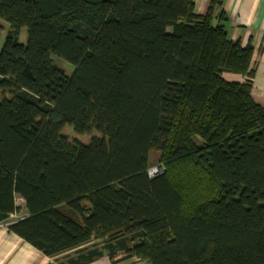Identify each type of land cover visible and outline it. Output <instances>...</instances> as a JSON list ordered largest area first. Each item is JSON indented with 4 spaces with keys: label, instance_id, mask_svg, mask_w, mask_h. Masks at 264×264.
<instances>
[{
    "label": "trees",
    "instance_id": "16d2710c",
    "mask_svg": "<svg viewBox=\"0 0 264 264\" xmlns=\"http://www.w3.org/2000/svg\"><path fill=\"white\" fill-rule=\"evenodd\" d=\"M0 20V222L48 256L94 241L73 264H264V107L222 0H0Z\"/></svg>",
    "mask_w": 264,
    "mask_h": 264
},
{
    "label": "crops",
    "instance_id": "0c3cea01",
    "mask_svg": "<svg viewBox=\"0 0 264 264\" xmlns=\"http://www.w3.org/2000/svg\"><path fill=\"white\" fill-rule=\"evenodd\" d=\"M198 14L207 12L210 0H194ZM228 20L225 27L232 40H240L243 46H253L251 68L254 71L252 98L264 107V0H222ZM228 80H242L233 74ZM95 242L48 256L0 223V264H73L80 253L92 248ZM121 253L104 254L81 264H145L137 258L118 260Z\"/></svg>",
    "mask_w": 264,
    "mask_h": 264
},
{
    "label": "rangeland",
    "instance_id": "374dc122",
    "mask_svg": "<svg viewBox=\"0 0 264 264\" xmlns=\"http://www.w3.org/2000/svg\"><path fill=\"white\" fill-rule=\"evenodd\" d=\"M0 22L4 26V29L0 33V51H1V49L3 47V44L5 42L6 36H7V32L9 30V25H8L7 22H5L3 20H0ZM26 41H27V32H26L25 29H23L22 33L20 35V42L25 43ZM52 58H53L54 63L58 67L62 68L68 75H72L73 74L74 66H72L67 61H65L64 59H62V58H60V57H58L56 55H53ZM149 164H150L149 167L155 166L157 164H162V162L160 161V152L159 151H157V150L151 151ZM17 204L19 206H21V207H24L25 206V201L22 198L18 197L17 198ZM25 213H26V211L24 210L22 214L25 215ZM19 216H18V218H19ZM13 218L14 217H12L11 220H13Z\"/></svg>",
    "mask_w": 264,
    "mask_h": 264
},
{
    "label": "built area",
    "instance_id": "2783aa9c",
    "mask_svg": "<svg viewBox=\"0 0 264 264\" xmlns=\"http://www.w3.org/2000/svg\"><path fill=\"white\" fill-rule=\"evenodd\" d=\"M147 172H148L149 177L153 178V177H156L160 174H163L165 172V167L163 164H157L155 166L149 167ZM12 217H14L13 220L18 219L17 215L16 216L11 215V219H12ZM13 220H11V221H13ZM0 223L4 224L5 226H8L11 222L8 221V222H0Z\"/></svg>",
    "mask_w": 264,
    "mask_h": 264
}]
</instances>
